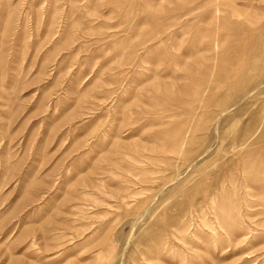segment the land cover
I'll use <instances>...</instances> for the list:
<instances>
[{"label": "rangeland", "instance_id": "374dc122", "mask_svg": "<svg viewBox=\"0 0 264 264\" xmlns=\"http://www.w3.org/2000/svg\"><path fill=\"white\" fill-rule=\"evenodd\" d=\"M0 264H264V0H0Z\"/></svg>", "mask_w": 264, "mask_h": 264}]
</instances>
